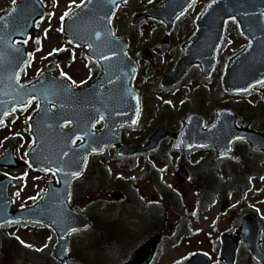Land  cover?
<instances>
[{"label":"rangeland","instance_id":"rangeland-1","mask_svg":"<svg viewBox=\"0 0 264 264\" xmlns=\"http://www.w3.org/2000/svg\"><path fill=\"white\" fill-rule=\"evenodd\" d=\"M48 1L59 14L62 7L69 9L72 3L79 0ZM159 1L161 0H139L137 5L149 8ZM209 1L211 0H198L170 28L159 20L139 23L137 37L134 38L130 51L139 64L135 81L142 92L145 111L138 128L124 129L126 142H146L151 131L164 122L169 124L172 131H177L183 115L199 109L211 121L218 106L232 107L240 118L251 117L254 126L264 130V84L255 87L248 94L239 95L228 93L222 83L230 57L244 48L247 43L238 19L226 21L225 42L207 79L203 80L199 68L195 67L185 81L171 91H165L162 86L164 76L170 73L180 57L183 44L181 37L186 40L195 33L198 28V16ZM13 5V0H0V15ZM132 12V7L128 6L121 10L120 17L116 20V26L124 34L132 27L130 16ZM170 32L174 34L173 40L163 44L162 40ZM64 36L63 33L55 31L50 33L45 50L35 54V59L32 65L28 66L24 80L33 79L43 71L48 63L45 55L51 52L53 47L65 43ZM36 44V40L30 42L31 50H37ZM144 48L153 50L157 59L154 65L140 57V51ZM55 58L48 57L49 62L53 61L55 64L54 72L60 76L69 75L71 81L76 82L75 85L96 74L95 65L87 59L83 49L77 50L75 58L63 61H57ZM169 101L171 103H168ZM30 113L26 110L16 111L0 126V154L3 146H12L16 149L18 158L26 163L14 170L0 167V178L10 173L16 179L11 187L16 209L31 205L46 189L47 182L55 180L52 172L34 169L29 164L27 150L33 142L29 131ZM171 145L172 141L168 140L160 148L158 155L164 160L162 162L157 161V157L149 160H120L113 149L92 157L90 160L92 170L89 169L88 173L76 182L75 193L71 199V203L77 209L84 211L90 217L93 225L91 229L74 233L71 237V253L84 264L124 262L143 233L155 228V223L152 222L142 229H137L142 227L145 218L153 212L157 218L163 219L161 227L165 233L164 244L155 264H173L190 251L201 248L210 250L211 240L213 241L222 229L228 227L233 211L236 213L242 208L253 210L264 221V158L262 156H252L244 143L239 145L238 151L243 153L250 165L245 180L237 183L236 175V180H233L234 172L231 169L237 168V165H231L230 169L224 164L222 168L217 169L218 177H216L222 179V189L217 191L212 204L207 208L202 204L196 212L200 195L195 188L178 182L177 171L181 165H184L193 176L200 175L212 161V152L194 151L182 155L175 153ZM150 163H154L155 167H150ZM100 167H106V175L101 177L102 179H94ZM205 181V193L208 195L211 179ZM235 186L239 188H234ZM166 187L170 190L169 193L165 190ZM114 190L124 192L125 196L121 202L116 203L110 199V194ZM153 194L157 195L156 200L151 198ZM225 200L229 201L230 210H226L227 213L223 214L226 211L221 209V204ZM103 223L107 226L101 235L98 229ZM14 236L20 238L25 245L42 250L43 253L52 250L56 243L52 233L43 227L21 224L6 226L0 230L1 264L4 262H2L4 257L12 255V247L17 241ZM262 237L264 238V227ZM110 238L111 242H109ZM22 264L35 263L25 261ZM243 264L257 263L248 255Z\"/></svg>","mask_w":264,"mask_h":264},{"label":"water","instance_id":"water-1","mask_svg":"<svg viewBox=\"0 0 264 264\" xmlns=\"http://www.w3.org/2000/svg\"><path fill=\"white\" fill-rule=\"evenodd\" d=\"M191 1L166 0L147 15L164 17L171 24ZM22 8L23 6L18 4L15 10L0 19V121L7 111L23 103L26 97L38 96L42 105L31 121L35 145L30 150L29 156L33 164L56 170L60 179L58 185H49L48 192L39 203L17 212L11 210L12 201L8 195L9 179L1 180L0 226L19 220L43 221L51 225L59 237L54 256L63 264H81L78 260L71 259L67 253L70 232L73 229L86 228L90 224L84 214L73 210L68 204L73 173L80 174L84 170L90 152L102 151L107 146H115L120 156L154 150L159 141L168 136V130L166 126H161L151 135L150 142L146 146L120 143L119 127L128 119L135 122L140 109L139 95L133 92L132 97L136 102V113L133 117H123V111L118 113V110H114L116 101L119 99L122 101L125 90L131 88L134 66L125 56L123 40L119 45V53L115 54V61L109 58L101 59V56H108L105 53L100 55L101 49L99 51L94 49L92 45L95 41L94 29L89 21L91 17H96L102 8L90 3L73 14L68 21V31L76 42L91 45V54L98 57L103 64L100 78L84 88H72L65 81L46 73L29 86H20L18 78L26 57L24 46H15L13 40L16 37L25 38L39 16L38 7L34 4L31 5L29 14L21 11ZM230 16L240 18L243 31L249 36L251 43L231 59L224 80L226 88L230 91L244 92L258 84V81L264 82V0H215L202 15L203 21L214 25H211L204 34L200 33L185 44L184 55L173 74L166 77L165 84L170 85L180 81L188 68L195 63L201 64L204 76L209 74L221 43L223 21ZM144 55L149 56L150 52L146 51ZM14 56L17 61H12ZM109 80L112 83H108ZM102 85L107 87V91H102ZM98 96L104 97L103 102L96 100ZM101 103L104 104V109L98 107L102 105ZM52 105H56L58 109L52 111ZM96 106L100 110L97 111ZM99 115L104 116L106 126L102 131H93L91 124ZM236 118V114L231 109L220 108L217 110L216 122L208 129H204V120L201 116L189 115L175 139L174 147L184 149L211 145L216 148L217 157L220 158L233 155L231 151L233 141L243 138L249 140L254 148L264 150V134L249 131L247 120L241 128H238ZM66 119L73 121L72 128H63ZM85 132L88 135L84 138V142L73 146L71 140ZM65 152L68 156L64 155ZM12 161L11 152H8L0 159V165L10 167L20 165ZM186 177L187 173L182 172L180 181L182 182ZM122 196L121 192L112 194L116 200H120ZM248 219L249 224L252 223L253 217L250 216ZM254 224L253 228H249L248 242L254 257L263 262L264 254L258 245L260 227L255 220ZM159 240L160 236H155L125 264H148Z\"/></svg>","mask_w":264,"mask_h":264},{"label":"flooded vegetation","instance_id":"flooded-vegetation-1","mask_svg":"<svg viewBox=\"0 0 264 264\" xmlns=\"http://www.w3.org/2000/svg\"><path fill=\"white\" fill-rule=\"evenodd\" d=\"M87 1L88 0H79L78 2H75V4L76 5L80 4V3L83 4V3L87 2ZM138 1L139 0H126V2L121 4L120 8H118V10L116 12V15L114 16L113 22H116L117 18L119 19L120 13H121V9L123 7H125V6L126 7H128V6L132 7L133 12L130 13V16H131V19H134V16L136 15V13L140 12L141 8H142V7L137 5ZM46 4L49 5V2H47ZM62 9H64V8L62 7ZM65 13H68V14L65 15ZM69 13H70V11L69 12H68V10L65 11V9L62 11V13L60 12L59 14L56 11L54 13H51V11H49L46 17L38 20L37 27H38V30H39V36H38L37 39L38 40H42L44 46H47L46 45V36L48 35L49 30L51 32L55 31L56 33H63L64 32L63 31L64 22H65L67 16L69 15ZM61 17H64V19L62 20ZM50 19H53L54 22L52 20H51V22H48ZM144 21L145 20H143L141 22H144ZM52 22L54 24H52ZM136 28L137 27H133V28L131 27L130 28V32H128L126 30V33L127 34H131L132 32L136 31ZM54 29H56V30H54ZM117 33H122L119 27L117 28ZM31 35L32 34H30V36H29L30 38H28V43L26 44L27 47H28V50L30 49V42L32 41ZM49 37L50 36L48 35L47 38L49 39ZM64 39H65L66 42L62 43V44L60 43L59 46H58L59 52L57 54V58H58V56L60 54H62V52H64V51H70L71 52V49L78 47V46L74 45L70 40L68 41V38L66 37V35L64 36ZM53 48H55V47H53ZM71 55H72V53H71ZM57 60L60 61V59H57ZM50 66L54 67V65H52V64ZM30 104H33L32 108L36 109V106H35L36 102L34 100H32L30 102ZM227 160L228 159H225L224 161H227ZM199 179H202V177L198 175V176L195 177V179H189V180L199 181ZM238 180L240 182L243 181V179H238ZM184 183H186V182H184ZM192 183L195 184V182H192ZM212 190H215V192H214V195L209 197L210 200H213L216 197V189H212ZM244 213H245L244 210L237 211L236 213H235V211H233L231 213V218H230L229 224H228L229 227H230V230H229L230 233L236 232V234H238V230H239V227L241 225V220L243 218ZM146 222H147V219L145 218V221H144L142 227L137 228V229L144 228V226L147 225ZM146 234H147V231H145L141 237L146 236ZM221 244H222L221 240H213V241H211V244L209 246L211 249L210 250H204L206 252H209L210 255H211L210 256V264H227L225 262V260L223 259V257H222V245ZM161 249H162V247H160L158 253L161 251ZM197 251L198 250H196V252ZM193 253H194L193 251H190L187 254L192 255ZM247 257H248L247 247L243 243L238 242L237 247H236V251H235V257H234L233 264H243L244 260ZM157 259H158V257H156L155 260L151 264H155Z\"/></svg>","mask_w":264,"mask_h":264},{"label":"snow or ice","instance_id":"snow-or-ice-1","mask_svg":"<svg viewBox=\"0 0 264 264\" xmlns=\"http://www.w3.org/2000/svg\"><path fill=\"white\" fill-rule=\"evenodd\" d=\"M125 2H126V0H125ZM13 3L15 4V3H16V0H13ZM111 3L115 4V3H116V0H111ZM67 14H68V13H65V15H67ZM182 14H183V13H182ZM178 18H179V17H177V19H178ZM0 19H2V18H0ZM61 19L63 20L64 17H61ZM229 19L235 20V17L232 16V17H229ZM96 36L99 37V36H100V33L97 32V33H96ZM23 43H24V44H27V43H28V40L25 39V40L23 41ZM89 47H91V45H89ZM17 51H19V49H17ZM54 51H57V50H54ZM49 55H51V53H50ZM101 59H108V57L101 56ZM63 75H67V74H63ZM68 79H71V77H68ZM72 83L75 84L76 82H75V81H72ZM81 83H83V82H81ZM108 83H112V81L109 80ZM258 83H261V81H258ZM237 90L239 91V89H237ZM35 98H36L35 96H32V97H31V99H35ZM168 103H171V102L169 101ZM53 107H55V105H53ZM103 119H104V116H103V115H100V116H99V119L96 120L95 123H92V124H91V127H92V128H95V127H96V123H98L99 120H103ZM64 123H65V125H68V124L73 123V121H71V120H67V119H66V120L64 121ZM87 135H88L87 132H85L83 135H76L75 138L71 140V143H72V144H75L77 140L83 141V139H84ZM64 155H65V156H68V153L65 152ZM78 174H79V173H77V172H74V173H73L74 176H75V175H78ZM73 231H75V229H73Z\"/></svg>","mask_w":264,"mask_h":264},{"label":"trees","instance_id":"trees-1","mask_svg":"<svg viewBox=\"0 0 264 264\" xmlns=\"http://www.w3.org/2000/svg\"><path fill=\"white\" fill-rule=\"evenodd\" d=\"M92 193V192H91ZM15 248H16V250L17 251H19V252H21L22 254L24 253V252H26L28 255H35V253L34 254H32V252H30L29 251V253L25 250H23V249H19L18 248V245L17 244H15ZM19 263V261L17 260V259H11V261H10V263L9 264H18Z\"/></svg>","mask_w":264,"mask_h":264}]
</instances>
